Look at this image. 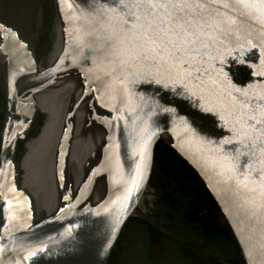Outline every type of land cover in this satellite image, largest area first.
<instances>
[{
	"label": "water",
	"instance_id": "95a60500",
	"mask_svg": "<svg viewBox=\"0 0 264 264\" xmlns=\"http://www.w3.org/2000/svg\"><path fill=\"white\" fill-rule=\"evenodd\" d=\"M64 1L92 51L90 64L102 71L99 88L116 87L114 102L99 96L84 116L96 147L101 142L104 150L98 166L103 185L118 180L89 223L43 235L45 229L38 230L29 237L18 231L33 214V199L15 180V111L22 103L21 78L35 73L37 63L20 32L1 22L13 78L0 130V264H11L19 244L30 249L79 244L77 264H105L125 220L139 217L130 212L148 186L160 117L173 126L181 146L160 140L200 178L244 263L264 264V172L248 174L249 165L264 168V5L245 7L236 0H156L151 5L146 0ZM52 12L53 0L50 21ZM177 34L187 35L178 39ZM194 36L195 44L186 43ZM174 46L182 51L171 56ZM157 52L162 56L153 59ZM68 61L62 60L61 67ZM229 140L233 144L224 143ZM237 153L247 157L237 161ZM10 182L15 189H9ZM70 202L66 193L53 224L67 218Z\"/></svg>",
	"mask_w": 264,
	"mask_h": 264
},
{
	"label": "bare ground",
	"instance_id": "6f19581e",
	"mask_svg": "<svg viewBox=\"0 0 264 264\" xmlns=\"http://www.w3.org/2000/svg\"><path fill=\"white\" fill-rule=\"evenodd\" d=\"M74 17L64 0H53L52 18L44 45L38 53L35 52L37 69L35 73L21 78L19 95L22 103L15 111V125L20 132L12 165L15 167L17 185L25 187L33 199V214L18 230L20 233H29L28 237L38 230L45 229L40 232L43 235L56 229L68 228L70 224L74 227L75 223L77 226L79 220L73 221L72 218L78 209L84 211V188L97 176L95 173L102 175L98 166L104 150L101 142L96 147L97 139L94 136L91 138L93 132H88L91 125H87L88 120L84 115L91 102L96 100L95 91L109 94L116 92V87L106 84L99 88L102 71L90 64L92 51L86 46L84 35L75 25ZM25 39L33 48L34 37L30 35ZM0 43L3 47L0 67L9 97L13 78L10 71L12 59L6 53L7 42L3 31ZM64 59L69 61L62 68L61 62ZM101 125L98 126L99 136H102ZM157 125L158 133L162 132L165 136V142H169L168 133L164 131L167 127L173 133L175 148H180L181 143L166 118L160 117ZM40 145H44L50 154L57 157V165L53 162V171L46 186ZM117 180H112V187ZM9 189H15L13 182H10ZM66 193L71 197L68 216L53 224ZM91 212L94 214L96 210L91 208ZM157 218L152 216L145 219L158 222ZM86 219L82 220V225ZM63 247L46 244L30 249L19 244L11 264H63ZM73 255L77 256V253Z\"/></svg>",
	"mask_w": 264,
	"mask_h": 264
},
{
	"label": "rangeland",
	"instance_id": "374dc122",
	"mask_svg": "<svg viewBox=\"0 0 264 264\" xmlns=\"http://www.w3.org/2000/svg\"><path fill=\"white\" fill-rule=\"evenodd\" d=\"M50 17L51 0H0V34L2 22L5 27L18 30L24 38L33 36V51L36 53L44 45ZM0 47L2 55L1 43ZM115 94L95 91L96 99L107 95L106 100L113 99V102ZM7 100L5 77L0 67V130ZM164 131L168 133L169 142H165L162 132L158 137L175 148L173 133L167 127ZM160 139L154 144L148 186H144L130 213L139 217L125 220L105 264H245L241 248L236 244L224 215L200 178L174 149ZM40 158L45 169L46 186L53 162L57 165V157L40 145ZM95 174L100 177L95 176L84 188V211L78 209L72 218L73 221L79 220L77 225H82L85 217L83 225L93 218L95 213L91 208L97 211L113 188L111 184L104 186V177ZM152 216L161 219L158 224H150L145 219ZM75 245H64L63 264H77V256L73 254L79 244Z\"/></svg>",
	"mask_w": 264,
	"mask_h": 264
},
{
	"label": "snow or ice",
	"instance_id": "6c2138e0",
	"mask_svg": "<svg viewBox=\"0 0 264 264\" xmlns=\"http://www.w3.org/2000/svg\"><path fill=\"white\" fill-rule=\"evenodd\" d=\"M146 2L148 3V4H154L155 2H156V0H146ZM236 3L237 4H240V5H243V6H245V7H251V6H255V5H257V4H259V5H264V0H236ZM183 35H187V34H183ZM183 35H181V34H177V36H178V39H183ZM196 39H198V37H195L194 36V38L192 39V40H188V41H186V43H188V44H195V42H196ZM151 43L153 44V45H156V41L155 40H152L151 41ZM158 47V46H157ZM154 51H155V49H154ZM180 51H182V49L181 48H179L178 46H174L173 47V49H172V52H171V56H175V54L177 53V52H180ZM157 56H162V53H160V52H157L156 53V56H154L153 57V59H156V57ZM180 63L181 64H185L186 63V61H184V60H181L180 61ZM186 71V70H185ZM186 74L187 75H190V73H188L187 71H186ZM157 83H159V81H157ZM225 144H233V142L232 141H225L224 142ZM246 156L247 157V154L246 153H237V155H236V160L237 161H239V159H240V156ZM241 169L243 168V164H240V165H238ZM256 173L257 175H259V173L260 172H264V168H261V169H259V170H257V169H252L251 168V166L249 165V176L250 175H252V173ZM262 179H264V177H262ZM131 197V192L129 193V198ZM32 255L33 256H35L36 255V253H32Z\"/></svg>",
	"mask_w": 264,
	"mask_h": 264
},
{
	"label": "crops",
	"instance_id": "0c3cea01",
	"mask_svg": "<svg viewBox=\"0 0 264 264\" xmlns=\"http://www.w3.org/2000/svg\"><path fill=\"white\" fill-rule=\"evenodd\" d=\"M155 218H156V216H155ZM148 219H149V217H148ZM157 219L159 220V218H157ZM158 222H159V221H158ZM158 222H154V221H152V220L149 221L150 224H153V223H154V224H158ZM164 222L166 223V221H164ZM154 224H153V225H154Z\"/></svg>",
	"mask_w": 264,
	"mask_h": 264
}]
</instances>
